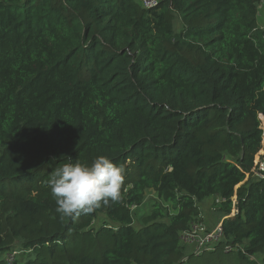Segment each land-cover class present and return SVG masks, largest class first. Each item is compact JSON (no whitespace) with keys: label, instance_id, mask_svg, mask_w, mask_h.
Masks as SVG:
<instances>
[{"label":"trees","instance_id":"trees-1","mask_svg":"<svg viewBox=\"0 0 264 264\" xmlns=\"http://www.w3.org/2000/svg\"><path fill=\"white\" fill-rule=\"evenodd\" d=\"M260 1L0 0V264H264ZM98 156L120 200L61 217L52 172ZM208 198L221 236L195 255Z\"/></svg>","mask_w":264,"mask_h":264},{"label":"clouds","instance_id":"clouds-1","mask_svg":"<svg viewBox=\"0 0 264 264\" xmlns=\"http://www.w3.org/2000/svg\"><path fill=\"white\" fill-rule=\"evenodd\" d=\"M123 172L105 156L94 158L90 165L68 162L57 167L47 182L55 211L61 217H75L119 201Z\"/></svg>","mask_w":264,"mask_h":264},{"label":"rangeland","instance_id":"rangeland-1","mask_svg":"<svg viewBox=\"0 0 264 264\" xmlns=\"http://www.w3.org/2000/svg\"><path fill=\"white\" fill-rule=\"evenodd\" d=\"M257 23L261 28H264V0L260 1V4L258 6V13H257ZM262 127V124H261ZM259 152L257 153V155ZM255 156L254 158V163L258 164V169L261 167H264V162H260L258 156ZM153 194H150L149 197L147 198V203L143 205L140 209H138L135 214H134V226L139 227L141 225L140 223V217L143 215L148 214L149 212V203L148 199H152ZM234 201V200H233ZM212 203L213 199L208 198L205 199L200 205H199V212L202 215L203 219H200L203 223L204 226L211 231L218 223V215L214 213V210H212ZM103 220V217H100L99 220H97L95 223H93L92 227L94 229H97L100 226V222ZM189 252L190 250L187 249ZM21 252H16V254H20ZM15 255L16 258L22 257L21 255ZM12 256L14 254L10 255L7 254L5 255V259L12 260ZM225 254L222 250H219L217 252H212V253H205L202 256H191L185 264H240L239 260L235 256H230L225 258ZM255 260L257 263H259L258 258L253 257L251 258Z\"/></svg>","mask_w":264,"mask_h":264},{"label":"built area","instance_id":"built-area-1","mask_svg":"<svg viewBox=\"0 0 264 264\" xmlns=\"http://www.w3.org/2000/svg\"><path fill=\"white\" fill-rule=\"evenodd\" d=\"M164 0H139L142 8L151 9L156 7L159 3ZM259 170H264V167H261ZM220 200H216V203ZM199 219H203L202 215L199 214ZM221 236V225L218 223L211 231H209L204 223L200 220L190 225V227L181 232L179 236L180 243L190 249V251L198 255L202 252L209 251L213 248L214 244L219 240ZM14 254L12 258L14 259L16 252H12L10 255ZM12 260L6 259L7 263H11ZM185 261V259H184Z\"/></svg>","mask_w":264,"mask_h":264},{"label":"crops","instance_id":"crops-1","mask_svg":"<svg viewBox=\"0 0 264 264\" xmlns=\"http://www.w3.org/2000/svg\"><path fill=\"white\" fill-rule=\"evenodd\" d=\"M203 218V217H202Z\"/></svg>","mask_w":264,"mask_h":264}]
</instances>
